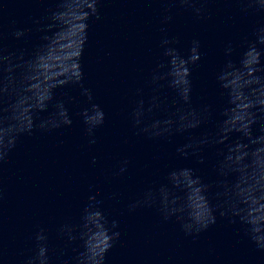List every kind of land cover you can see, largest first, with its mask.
<instances>
[{
  "label": "clouds",
  "instance_id": "clouds-1",
  "mask_svg": "<svg viewBox=\"0 0 264 264\" xmlns=\"http://www.w3.org/2000/svg\"><path fill=\"white\" fill-rule=\"evenodd\" d=\"M181 5H194L197 0H175ZM250 5H255L259 10H264V0H248ZM100 0H57V8L50 9L48 19L50 23L47 30L59 26L52 35L42 36L45 42L30 56L25 59L23 51H8L0 46V164L7 158L9 152L15 147L21 134H31L34 127L42 130H52L61 126L71 125L67 108L63 101L56 103V112L48 119H43L38 125L35 124V116L39 112L47 111L48 105L53 101V92L58 87L67 84H81L83 71L80 60L83 48L87 40V21L91 16L99 19L97 5ZM197 16L201 15L202 8L194 7ZM166 19L170 20L171 17ZM75 27L74 47L70 52L64 51L67 41L62 37L66 33L69 23ZM39 23V21H36ZM16 39L26 35L25 30H17L12 33ZM176 41L163 40L162 46ZM264 45V27L256 32V42L248 45L244 51L239 66L229 60L217 79L222 88L228 92L230 107L225 109L226 117L219 126L218 139L213 142L224 144L226 152L222 151L223 160L219 163L220 173L224 176L230 173L236 174L234 183L223 182V192L216 193V198H226L225 204L214 205L209 199L208 184L202 182L193 169L184 168L170 173V179L176 186H183L186 190V200L181 207H172L177 204V199L169 200L166 188L161 187V211L164 218L168 219L176 213H185L178 216L182 221V229L186 235H199L216 223V212L221 217H239L240 222L246 226V235L256 247L264 250V78L258 76V72L264 71L260 67L261 51L257 45ZM200 42L192 41L189 54L185 58L175 48H166L165 55L170 58L169 70L164 76H154L153 80L166 79L168 86L176 93L184 105L191 104L192 92V69L189 65H195L200 60ZM233 51L231 45L226 48V54ZM56 54L55 57L53 54ZM68 56L70 58L55 63L56 59ZM163 67V66H161ZM19 73V77H17ZM91 100V94L84 92ZM16 99L4 107L5 97ZM160 106L159 99L153 96L147 108L151 113L154 108ZM255 110V111H254ZM209 109L205 107L204 113ZM7 114V115H5ZM144 101L140 100L133 112L134 124L140 127L142 117L145 116ZM84 123L88 126L87 132L91 137L94 129L104 122V112L99 105L92 104L91 109H85L82 113ZM201 113L192 108H180L164 120H155L151 125L140 128V131L149 135L150 138L163 135L171 136L173 132H184L196 129L201 124ZM261 123V135L254 136L252 126ZM233 132L241 134L233 143H228L229 135ZM95 144V139L89 141ZM209 143L205 135L196 144H186L177 151L187 157L189 148L202 147ZM200 163H203L201 158ZM127 164V161L124 162ZM126 170L121 168V172ZM195 189L199 194L195 203L192 202L189 193ZM95 201V197H90ZM152 199L151 192L146 194V202ZM243 205L241 207L240 205ZM137 205H130L134 210ZM84 224L80 239L83 251L75 257V264H104V257L113 246L114 241L119 239L120 233L113 232L107 227V220L97 210H91V206L85 209ZM116 222H112V228ZM72 228L65 226L60 229L63 234L67 232L68 240L76 239L72 235ZM102 232L103 241L98 242L95 236ZM38 247L33 257L26 260L25 264H50L47 237L43 230L37 233ZM64 264H68L67 261Z\"/></svg>",
  "mask_w": 264,
  "mask_h": 264
}]
</instances>
